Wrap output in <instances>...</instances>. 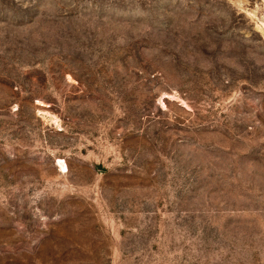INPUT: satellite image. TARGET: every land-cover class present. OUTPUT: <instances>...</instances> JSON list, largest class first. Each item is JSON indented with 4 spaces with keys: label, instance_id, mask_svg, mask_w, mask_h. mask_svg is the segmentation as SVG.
<instances>
[{
    "label": "rangeland",
    "instance_id": "374dc122",
    "mask_svg": "<svg viewBox=\"0 0 264 264\" xmlns=\"http://www.w3.org/2000/svg\"><path fill=\"white\" fill-rule=\"evenodd\" d=\"M0 264H264V0H0Z\"/></svg>",
    "mask_w": 264,
    "mask_h": 264
},
{
    "label": "bare ground",
    "instance_id": "6f19581e",
    "mask_svg": "<svg viewBox=\"0 0 264 264\" xmlns=\"http://www.w3.org/2000/svg\"><path fill=\"white\" fill-rule=\"evenodd\" d=\"M57 162L59 164V167L64 169L65 165H64L63 161L62 160H58Z\"/></svg>",
    "mask_w": 264,
    "mask_h": 264
}]
</instances>
